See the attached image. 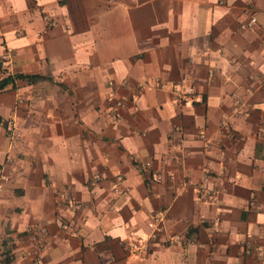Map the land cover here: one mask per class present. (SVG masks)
Instances as JSON below:
<instances>
[{"label": "crops", "instance_id": "1", "mask_svg": "<svg viewBox=\"0 0 264 264\" xmlns=\"http://www.w3.org/2000/svg\"><path fill=\"white\" fill-rule=\"evenodd\" d=\"M2 69L5 264H264V0H0ZM158 210L163 231L133 252ZM38 220L56 235L34 263Z\"/></svg>", "mask_w": 264, "mask_h": 264}, {"label": "built area", "instance_id": "2", "mask_svg": "<svg viewBox=\"0 0 264 264\" xmlns=\"http://www.w3.org/2000/svg\"><path fill=\"white\" fill-rule=\"evenodd\" d=\"M256 22V17L254 15L250 16L249 19L241 24L243 28H247L251 25H253ZM7 59V55L4 53L1 55V64L5 65ZM124 104V98L123 97H117L114 100H112L108 104V112L110 115V118L112 121H117L120 117L119 109ZM6 132L10 139V142L12 146L16 145L18 138H19V131L15 126V123L13 119H9L7 121L6 125ZM202 137H205L203 133H201ZM143 165L146 169L152 168V163L149 159L145 160L143 162ZM105 176V172H98L94 174L93 181L97 182L101 180ZM117 180L121 181L123 179L121 174H118ZM156 179L162 178L161 172L155 173ZM8 177L5 175V173L0 168V188L3 185V182L7 180ZM118 191L126 190V188H118L115 187ZM199 197L203 201H212L215 200L217 196V190L215 188H198ZM96 193V191H95ZM58 197L59 202L62 204L61 206H67L70 209H79L82 206V203L76 200H73L72 198H69L66 196V194L63 191H58ZM256 202L255 196H250V199L248 200L249 206H253ZM163 220H164V214L162 210L155 211L152 216L147 221L148 226V232L145 236H140L131 242L127 244L128 248L132 250L133 252H138L140 250H147L150 248L154 242L158 239L160 233L163 231ZM62 230H67L69 228V223L67 221H62L61 224ZM25 235L27 240L30 242L33 253H34V263L40 262V255L41 253L48 247L50 244V240L52 237H54L56 234H53L49 226L46 222L38 220L31 224H29L25 228ZM181 239V234H173L169 236L166 240L168 244L178 242ZM0 264H5V255L0 252Z\"/></svg>", "mask_w": 264, "mask_h": 264}, {"label": "trees", "instance_id": "3", "mask_svg": "<svg viewBox=\"0 0 264 264\" xmlns=\"http://www.w3.org/2000/svg\"><path fill=\"white\" fill-rule=\"evenodd\" d=\"M2 76L0 77V90H3L7 87V85L9 83H13L15 76H13L10 73H7L6 69H2ZM17 77H21V78H26L28 80H36V79H40L43 78L45 76L41 75V74H37V73H33V74H17ZM7 261V258H5V263Z\"/></svg>", "mask_w": 264, "mask_h": 264}]
</instances>
